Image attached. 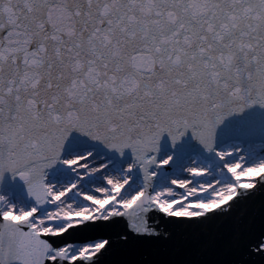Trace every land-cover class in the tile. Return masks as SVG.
Returning <instances> with one entry per match:
<instances>
[{"label": "snow or ice", "instance_id": "1", "mask_svg": "<svg viewBox=\"0 0 264 264\" xmlns=\"http://www.w3.org/2000/svg\"><path fill=\"white\" fill-rule=\"evenodd\" d=\"M260 183L264 0H0V264H97L65 234Z\"/></svg>", "mask_w": 264, "mask_h": 264}, {"label": "water", "instance_id": "2", "mask_svg": "<svg viewBox=\"0 0 264 264\" xmlns=\"http://www.w3.org/2000/svg\"><path fill=\"white\" fill-rule=\"evenodd\" d=\"M230 204L191 220L152 211L146 219L155 235H135L126 227L127 218H120L114 224L72 229L64 241L79 247L92 239H110L97 264H264V251H254L264 240V183Z\"/></svg>", "mask_w": 264, "mask_h": 264}, {"label": "rangeland", "instance_id": "3", "mask_svg": "<svg viewBox=\"0 0 264 264\" xmlns=\"http://www.w3.org/2000/svg\"><path fill=\"white\" fill-rule=\"evenodd\" d=\"M178 191H180V190H178Z\"/></svg>", "mask_w": 264, "mask_h": 264}]
</instances>
